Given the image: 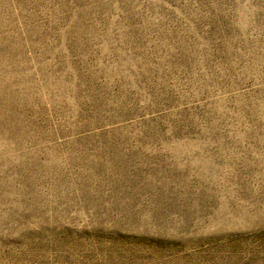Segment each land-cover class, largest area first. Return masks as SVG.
Here are the masks:
<instances>
[{
    "label": "rangeland",
    "instance_id": "374dc122",
    "mask_svg": "<svg viewBox=\"0 0 264 264\" xmlns=\"http://www.w3.org/2000/svg\"><path fill=\"white\" fill-rule=\"evenodd\" d=\"M0 264H264V0H0Z\"/></svg>",
    "mask_w": 264,
    "mask_h": 264
}]
</instances>
